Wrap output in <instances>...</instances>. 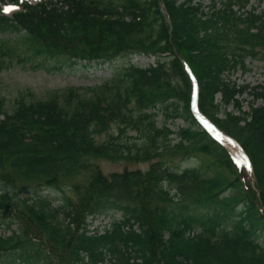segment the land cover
<instances>
[{"label":"trees","instance_id":"16d2710c","mask_svg":"<svg viewBox=\"0 0 264 264\" xmlns=\"http://www.w3.org/2000/svg\"><path fill=\"white\" fill-rule=\"evenodd\" d=\"M8 1L20 9L9 17L0 0V76L50 60L155 63L43 97L0 93V264H264V86L232 78L264 61V10H246L251 0ZM186 65L201 112L241 144L253 181L196 120ZM189 158L198 165H175ZM102 161L125 167L107 173ZM103 214L110 226L92 232L89 218Z\"/></svg>","mask_w":264,"mask_h":264},{"label":"rangeland","instance_id":"374dc122","mask_svg":"<svg viewBox=\"0 0 264 264\" xmlns=\"http://www.w3.org/2000/svg\"><path fill=\"white\" fill-rule=\"evenodd\" d=\"M31 3H37L39 0H26ZM206 5H209V1H204ZM251 4L254 7L259 8V10H264V1L259 4L257 0H252ZM4 10L6 8H13L10 13L16 11L18 8L11 5L7 0L3 4ZM9 14V16H10ZM135 63H139L143 66L148 64L153 65V58H149L144 55H136L133 58ZM129 56H122L117 58L113 63H97L88 64L86 62H77L75 64H70L69 62H64L60 60L47 61L44 65L38 66L37 63L28 62L26 64L18 63L13 68L5 71L1 74V95L5 97V100L10 102L21 92H34L39 97H43L48 90L63 88L67 85L83 86L91 85L100 82L102 79L107 78L113 74L114 69L120 67L129 61ZM248 71L244 73L239 70L232 78L237 80L239 84L248 83L250 85L264 86V62L259 60H248L247 61ZM258 103H262L260 100ZM245 109H249V105L246 102ZM159 124L162 125V121L159 120ZM173 129L185 126V122L182 119L176 120L175 122L170 121L168 123ZM235 160L243 168L248 170V167L244 163V158L238 154L233 156ZM198 160L194 158H189L181 162H176L175 165H181L182 167L196 166ZM249 162V161H248ZM250 163V162H249ZM101 165L104 170L109 173L113 171H121L124 169L125 165L122 162H112V161H102ZM251 165V164H250ZM131 168L141 167L145 168L146 164H131ZM252 170V167H251ZM44 196H49L54 200L55 204L60 203V199L63 194L56 190L46 189L41 192ZM240 210V209H239ZM91 222V231L103 232L106 227H108L111 216L100 215L95 218L89 219ZM13 228H16L14 226ZM198 230H196L197 232ZM3 232L10 234L5 228Z\"/></svg>","mask_w":264,"mask_h":264},{"label":"bare ground","instance_id":"6f19581e","mask_svg":"<svg viewBox=\"0 0 264 264\" xmlns=\"http://www.w3.org/2000/svg\"><path fill=\"white\" fill-rule=\"evenodd\" d=\"M201 121L204 123L206 127L209 128V130L220 140L222 141L226 147L232 152V154H238L243 158H247V155L245 154L243 148L241 145L232 137L221 131L216 125H214L211 121L206 119L205 117L199 116Z\"/></svg>","mask_w":264,"mask_h":264},{"label":"snow or ice","instance_id":"6c2138e0","mask_svg":"<svg viewBox=\"0 0 264 264\" xmlns=\"http://www.w3.org/2000/svg\"><path fill=\"white\" fill-rule=\"evenodd\" d=\"M12 10H14L13 8H6L5 9V12H9V11H12ZM244 163H245V165L248 167V170L249 171H251V165H250V163L248 162V160H247V158L245 157L244 158Z\"/></svg>","mask_w":264,"mask_h":264}]
</instances>
